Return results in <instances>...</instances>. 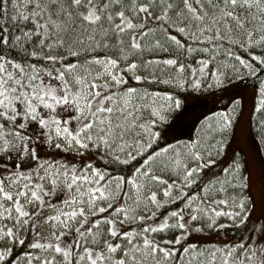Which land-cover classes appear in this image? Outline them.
Returning <instances> with one entry per match:
<instances>
[{"label": "rangeland", "instance_id": "obj_1", "mask_svg": "<svg viewBox=\"0 0 264 264\" xmlns=\"http://www.w3.org/2000/svg\"><path fill=\"white\" fill-rule=\"evenodd\" d=\"M234 2H223L225 15ZM241 2L256 22L250 33L255 39L264 0ZM152 20L144 11L138 23L122 16L118 27L132 28L136 45ZM50 55L52 67L72 65L68 56ZM96 64L71 67L68 78L46 67L29 88L42 102L36 119L17 127L22 134L10 137L0 154V264H162L175 245L188 252L193 245L217 246L226 264H264V154L251 127L258 107L264 120L260 91L239 78L214 80L199 93H183L177 106L167 95L139 91L121 78L126 71L113 57ZM130 71L137 87L152 80L138 66ZM146 105L165 121L156 129L166 145L176 140L175 122L189 123V137L172 150L176 166L164 164L159 153L138 168L121 163L114 174L107 128L117 122L114 129L122 133L134 127L152 136L150 123L136 115ZM191 109L210 121L204 134L195 131L201 116L193 117ZM192 174L207 182L206 201L171 208L179 177ZM167 205L169 211H158ZM149 213V227L136 230ZM167 226L178 228L175 239L161 231Z\"/></svg>", "mask_w": 264, "mask_h": 264}, {"label": "trees", "instance_id": "obj_2", "mask_svg": "<svg viewBox=\"0 0 264 264\" xmlns=\"http://www.w3.org/2000/svg\"><path fill=\"white\" fill-rule=\"evenodd\" d=\"M225 1L0 0V154L7 151L10 137L22 134L17 127L24 126L28 118L36 119L37 107L42 102L29 88L46 67L52 73L59 68L63 77L68 78L71 67H96V61L111 56L117 67L126 71L121 78L132 82L139 91L167 95L177 106L183 93H199L214 80L225 84L239 78L243 86L260 91L264 105V16L259 24L261 30L253 39L251 26L256 22L251 10L241 0H235L229 16L225 15L221 8ZM89 6H93L91 13ZM144 11L153 19L152 26L133 45L129 38L132 28H119L118 20L125 16L138 23ZM50 53L68 56L72 65L56 63L52 67ZM134 66L152 79L149 84L137 87L138 80L130 71ZM190 111L193 117L201 116ZM138 113L143 117L141 122L150 123L152 136L140 135L132 131L134 127L122 133L124 130L114 129L117 122L111 123L106 141L112 149L108 168L114 174L121 163L138 168L159 153L164 164L174 168L176 158L172 150L189 137V123L175 122L172 132L176 140L166 145L156 129L165 121L159 120L147 105L138 108ZM209 123L207 117L201 116L195 131L204 134ZM251 124L264 154V120L259 107L252 114ZM191 176L192 181L179 177L181 181L175 188L180 193L170 200L171 208L187 209L190 199L206 201L203 196L207 182L196 174ZM168 207L158 211L167 212ZM147 215L135 224L136 230L149 227L150 213ZM232 229L237 234L236 226ZM161 231L172 239L179 234L176 226ZM175 246L167 250L168 260L162 264H207L213 257V264H226L223 251L217 246L193 245L192 252ZM200 252L203 258L199 257ZM70 264L78 263L73 260Z\"/></svg>", "mask_w": 264, "mask_h": 264}]
</instances>
